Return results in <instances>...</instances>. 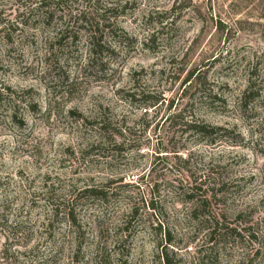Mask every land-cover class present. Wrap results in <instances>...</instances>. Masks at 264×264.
<instances>
[{
    "label": "rangeland",
    "instance_id": "1",
    "mask_svg": "<svg viewBox=\"0 0 264 264\" xmlns=\"http://www.w3.org/2000/svg\"><path fill=\"white\" fill-rule=\"evenodd\" d=\"M37 1L0 0V264H264V0Z\"/></svg>",
    "mask_w": 264,
    "mask_h": 264
},
{
    "label": "trees",
    "instance_id": "2",
    "mask_svg": "<svg viewBox=\"0 0 264 264\" xmlns=\"http://www.w3.org/2000/svg\"><path fill=\"white\" fill-rule=\"evenodd\" d=\"M43 1H45V0H38L37 2H35L33 9L36 11L41 9L43 6ZM33 9H32V6L30 8H25V9H23L21 14L25 15L27 13H31L32 11H34ZM20 17L21 16H19V18ZM153 37H154L153 35L150 37L149 42L152 40ZM93 47L96 51V47L95 46H93ZM251 88H252V86H251ZM251 88H250L249 93H246L247 96L252 93ZM179 117H180V115H177L176 117H174V119H178ZM184 126H185V132L195 134L198 137H210L215 132L220 130V128H217V127H212L209 125H197V124H194V122H189V121L185 122ZM96 130L99 133V135H101V136L104 135L107 131L106 124L100 122L99 124H97ZM102 142H103V140H101L100 143H102ZM96 147H98V146H96ZM204 186H205L204 182H201L197 189H199L201 191ZM195 199H197V198H195V196L190 195L189 200L195 201L194 204L199 206L201 202H198V200L196 201ZM209 199H210V196H209L208 192H204V194L202 195V199H200V200H203L202 201L203 203H209ZM163 260H164V264H172L171 261L169 260L168 255L163 256Z\"/></svg>",
    "mask_w": 264,
    "mask_h": 264
}]
</instances>
